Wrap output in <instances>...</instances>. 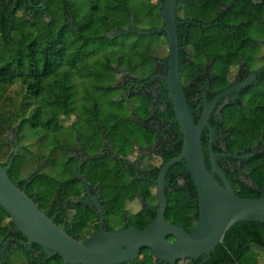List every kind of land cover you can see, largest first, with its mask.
Returning <instances> with one entry per match:
<instances>
[{"label": "trees", "instance_id": "1", "mask_svg": "<svg viewBox=\"0 0 264 264\" xmlns=\"http://www.w3.org/2000/svg\"><path fill=\"white\" fill-rule=\"evenodd\" d=\"M164 1L0 0V164L8 166L11 159L7 169L10 180L75 240L86 239L92 228V234L97 231L95 211L82 201L75 202L83 191L80 189L81 179L74 171L78 162L70 155L74 143L70 141L72 139L59 135L61 118L69 117L75 100L79 101L75 79L85 78L87 84L83 89L88 98H94L97 82L105 83L104 90L118 92L119 97L127 85L121 86L118 77L121 73L129 75L137 84L128 99H110V103L127 104V110L120 116L121 126L119 119L109 126V136L115 138L119 127L123 134L127 128L131 136L124 137H130V140L123 139L119 151L124 159L132 154L134 147L140 150L153 148L150 156L141 158V165L149 159H159V164L154 163L148 174L143 175L140 171V177L125 163L108 165L105 157L100 155L83 162L80 175L100 189L106 219L123 215L125 210L119 211L138 195L150 206L128 215L129 223L124 227L145 230L156 216L158 200L153 186L160 167L180 154L182 138L166 84L160 78L148 82L156 74L167 73L168 52H163L165 47L168 50L165 33L139 35L130 30L131 22L137 29L141 18L153 15L156 20L151 27L142 30L161 27L159 6ZM251 10L256 11L252 13ZM176 16L180 83L196 123L203 102L201 95L211 101L231 87L239 62L250 66L243 57L247 53L251 55L258 46L264 47V41L254 38L259 34L264 37V0H176ZM154 38L159 40L154 41ZM118 39L128 40V43L121 45ZM259 65L260 68L264 66V55ZM98 67L109 74L107 80L100 78ZM155 83L162 85L157 95L160 106H164L163 111L153 103L149 97L151 93L145 92ZM16 85L23 90L25 99L15 108L8 109L4 101H9L7 92ZM223 100L217 103L215 110ZM220 115L221 119L212 112L208 120L216 138L211 145L212 153L227 154V159L234 165L233 168L220 167L237 196H264V72L240 90L237 103L224 105ZM106 119H102L103 128H107ZM141 119L154 120L156 127L150 130L142 126ZM24 126H29L34 133H38L37 129L45 133L36 139L39 143L46 134L52 136L49 153L53 155L58 150L61 157L35 158L34 162L43 161V167L48 168L60 160L63 175L34 171L25 176L22 173V167L28 161L24 157L32 152L33 144L19 146L14 154L5 134L14 129L19 141ZM207 131L208 128H204L201 143L209 170ZM164 183L165 220L190 233L198 214V204L184 162L168 169ZM6 235L23 239L0 207V239ZM32 246L45 257L38 245ZM253 246L264 250V224H236L210 254L207 264H254L247 259L248 255L256 254ZM142 251L143 259L135 264H154L150 251ZM61 263L58 255L40 262Z\"/></svg>", "mask_w": 264, "mask_h": 264}, {"label": "water", "instance_id": "2", "mask_svg": "<svg viewBox=\"0 0 264 264\" xmlns=\"http://www.w3.org/2000/svg\"><path fill=\"white\" fill-rule=\"evenodd\" d=\"M159 8L161 27L143 31L136 29L131 22L130 28L139 35L165 33L168 45L167 73L152 76L148 82L159 77L166 84L182 138L180 154L160 167L156 182L158 204L155 219L145 230L129 227L105 231L103 215L99 211V232L84 240H75L40 211L34 200L10 180L7 175L10 159L8 166L3 167L0 164V207L7 214L9 222L15 226V230L25 239V242H20L22 246L30 247L36 244L45 257L58 255L62 259V264L131 263L145 248L150 251L155 261L175 264L179 260L209 256L216 246L223 242L227 231L236 224L243 222L264 224V196L257 198L237 196L226 175L217 165L215 161L217 155L213 154L211 149L210 169H207L201 143L205 127L212 135L208 119L218 101L238 92L255 80L264 72V66L251 73L237 86L220 92L211 101L205 100L200 117L195 123L180 83L176 0H165ZM17 150L15 147L14 154ZM180 162H184L197 194L198 216L190 233L168 223L164 217L167 206L164 177L172 165ZM168 237L173 238L172 242L167 240Z\"/></svg>", "mask_w": 264, "mask_h": 264}, {"label": "flooded vegetation", "instance_id": "3", "mask_svg": "<svg viewBox=\"0 0 264 264\" xmlns=\"http://www.w3.org/2000/svg\"><path fill=\"white\" fill-rule=\"evenodd\" d=\"M259 68H260V65L258 67H252L251 65L250 66H245V64H243V62L240 61L239 65H238V69H237V71L235 72V74L233 75V77L231 79V84H232L231 87H235L238 84H240L241 82H243L251 73L254 72V70L256 71ZM122 74L125 75L124 76L125 78H124L123 81H121V79H120L121 86H124L126 84L127 88L121 90L119 98L120 99H126V98L128 99V96H129L130 92L133 89L135 90V87H136L137 83L134 82V80L129 75H127L125 73H121L120 75H122ZM154 76H157V74L154 75ZM156 78H159V77H155L153 80H155ZM153 80H151V81H153ZM161 87H162L161 84L155 83L151 88L146 89L145 92H150L151 93L149 95V97L151 98L153 103L155 105H159L160 110L163 111L164 106L163 105L160 106V104L158 102V97L159 96L157 95L158 92H161ZM240 90L238 92L231 93V94L223 97L224 100H223L222 104L216 110H215V107H216L217 104L215 105V107L213 108L212 112H214L216 115H218L219 119H221L220 109L224 105L229 104L230 102L231 103H237L238 102V97H239ZM124 94H125V96H123ZM201 96H202V99H203L202 106H201V111H202V109L204 107V104H205V98H204V94H202ZM77 108H78V103L75 100V103L73 104L72 110H71V112L69 114L70 120L73 123H78L80 121L79 120V116L80 115L83 116V114H84V112L83 113H77ZM93 108H94V110L97 113V108L96 107H93ZM84 111H86L87 118H89L90 117L89 107H86ZM151 112L153 114V110L152 109H151ZM200 114H201V112H200ZM210 115H209V117H210ZM199 117H200V115H199ZM139 122L142 124V126H146L150 130L156 127L154 120L145 121V120L141 119V120H139ZM95 123H97V122H95ZM102 123L100 122L99 124H95V126L93 127L95 129V132L90 134L89 138L86 137L87 141H89V142H88V145L85 144V146L83 145L82 142H80L79 136L76 135L77 131H75L74 132L75 135L73 136V141H74L73 142L74 146L72 148L73 151L70 154L78 162V164L74 168L75 169L74 171H75V176L81 179L80 189L83 191L82 196L78 200H76L75 202L82 201L85 204V206H87L90 209H93L95 211V214L97 215V218L96 217L94 218V222H95V224L97 226V231H96V233L92 234V232H94V228H92L91 231H90L91 234L87 235L86 238L87 237H91V236H95L99 232V226H98L99 211H101L102 215H103V219H104L103 227H104V230L105 231H111V230H115V229L111 226V225H113L112 221L114 219H112V218L106 219V216H105L104 211L102 209L104 203H103V200L101 199V191H100V189L97 188V186L92 185V183L90 181L86 180L85 178L81 177V175H80V171L79 170H80V167L83 164V162H85L90 157L100 155V156L105 157V160H106L105 162H107L108 165H114V164L118 165V164H121L123 162V163L126 164L127 168L128 167L134 168V170L137 173L138 177H140V174H139L140 171L143 172V175H146V174H148V172L150 170L149 168H151L152 166L155 165L153 163V161H150V159L147 160V161H144L145 164L141 165V160H142L141 158H147L148 156H150V151L153 150L152 147H150L149 149L146 147L145 150L144 149L140 150L139 148L134 147L132 154L128 158L124 159L123 156L121 155V153H119V151L122 149V141H123V139H121V138L115 139V138L109 136L108 128H106V127L103 128V124ZM207 137H208V143H207L208 144L207 145L208 146L207 147L208 159H207V161H208V164H209V167H210L209 151L211 149L212 142L216 139L215 135H214V131H212V135H211V133L208 130L207 131ZM115 142L118 144V147H119L118 151L114 150L113 147H112V145H114ZM96 149H98V151L94 152ZM90 150L91 151L93 150L94 153L91 154V153L87 152V151H90ZM140 153H141V155H140ZM216 155L217 156H216L215 161H216V163H217V165L219 167L222 166V165L223 166L227 165L228 167H231V168L234 167V165L231 163V161L229 159H227V154L223 153V154H216ZM152 157H154V156H152ZM220 169H221V167H220ZM156 182H157V180L155 181V184L153 186V188H154L153 191L155 192V194H156ZM163 185H164V190H165V183L164 182H163ZM156 196H157V194H156ZM134 199H137L138 201L140 200L138 195H136V197ZM142 202H143V206L141 208H144L146 206H150L149 203H147V202H145L143 200H142ZM128 203L129 202H127L126 205ZM157 204H158V201H157ZM140 206H141V204H140ZM197 216H198V214H197ZM197 216L193 220V229H194V225H195V221L197 219ZM128 223H129L128 215L123 213L122 224H121L120 227L121 228L132 227V226L124 227V225L128 224ZM109 225H110L111 229L108 228ZM91 226L93 227V225H91ZM177 226L182 228L180 225H177ZM116 230H118V229H116ZM185 232L189 233L188 231H185ZM14 233H15V231H14ZM82 240H84V239H82ZM167 240L169 242H172L173 238L172 237H168ZM20 242H25V239L24 238L23 239H19L15 235H6V236H3L0 239V246L2 247V249H1L2 254H0V264H4V263L7 262L8 256L11 253L12 249H16V250L21 251L24 254L25 258H26L27 264H40V262H42V260L47 259V257H43L40 252H36V250L33 249V246H32L33 244L30 247L29 246H22L20 244ZM145 249H147V248H145ZM142 250H144V249H142ZM142 250L139 252L138 257H137V259L135 261H133L131 263H126V264H135L136 262L142 260L143 259V255H142L143 251ZM209 260H210V255L207 256V257H199V258L193 259V260H179V261H176L175 264H207L209 262ZM154 264H168V263L154 260Z\"/></svg>", "mask_w": 264, "mask_h": 264}, {"label": "rangeland", "instance_id": "4", "mask_svg": "<svg viewBox=\"0 0 264 264\" xmlns=\"http://www.w3.org/2000/svg\"><path fill=\"white\" fill-rule=\"evenodd\" d=\"M153 1H157L158 0H153ZM256 10H251L252 13H254ZM156 20V16H147V17H143L141 18V21L137 24V29H147L149 27H151L150 25L152 24L153 21ZM254 38L261 42L264 41V37H262L261 34L259 35H254ZM118 43H120L121 45L127 44L128 40L124 41L121 39H118ZM133 40V38L130 39V41ZM159 40V38H154V41ZM163 52H167V48L165 47L163 49ZM264 55V47L262 46H258L255 51L250 55L249 53H247L243 59L244 61L249 62V64L252 67H258L259 63L262 60V56ZM164 56V54L162 55ZM160 57V56H158ZM98 61V60H97ZM97 61H93V62H97ZM91 61V63H93ZM99 65H102V62L99 63ZM99 70V75L100 78H104L105 80H107L109 78V74L107 75L106 72H104L100 67H98ZM125 75L122 74L118 77V80L123 81ZM80 79V78H79ZM85 78L83 77L81 80H76V84H77V92L80 94L79 95V101H78V108H77V113H83V116L80 115L79 116V122L78 123H73L69 117L65 118H61V116H59V118H61L59 125H62L61 131L59 132V135H64L65 137L72 139L73 140V136L75 135V131H77L76 135L79 136L80 138V142L83 143V145L85 146L88 145L87 138H89V135L95 132V129L93 128L95 126V124H99L100 122L102 123V119L103 117H107L106 119V126L108 128V132L111 131V129L109 128L110 125H112L115 122V119H119L120 120V126L122 124L121 121V117L123 114H126V110H127V104L125 103H121V104H114V103H110V99L112 98L111 101H116V100H120L118 96V92H107L104 90L103 86L105 85V83L101 84L100 82L96 83V88H95V95H92L94 98H88L86 95V93L84 92V89L86 87V80H84ZM84 80V81H82ZM99 85V89H97ZM100 87L102 89H100ZM120 96V94H119ZM125 96V94L123 95ZM7 97H9V101H4V106L6 105L8 107V109L15 108L21 101H23L24 98V94H23V90L20 88V86L16 85L14 86L12 89H9V91L7 92ZM116 97V98H115ZM114 98V99H113ZM133 101V100H132ZM89 107L90 110V117L87 118V114L85 108ZM93 107L97 108V113L94 110ZM31 108V107H30ZM111 114H116V116ZM110 115V117H109ZM97 122V123H95ZM130 127V126H128ZM131 128V127H130ZM133 130V128H131ZM38 133H34V131L29 127V126H24V128L20 131L19 133V141H17L16 138V134L14 129L7 131V133L5 134L8 142H10L13 146V151L15 149V147L18 148V150L20 149L19 146L23 147L24 145H32L31 146V151L32 152H28L27 155L24 157L27 158V162H25L26 164L22 167V173L25 174H29L32 173L34 171H39L40 173H50L52 175H56V176H60L63 175L62 173V165L60 160L55 163L54 166L52 167H43V161L39 162V163H35L34 159L37 158H41V159H47L48 157L54 158L58 156L57 159H59L60 153L57 150V152L53 155H51L49 153L50 147H51V140H52V136L48 135V136H44L43 140L39 143L37 142L36 139L40 138L39 136H42L43 134H45L44 132H40L39 129L36 130ZM70 132V133H69ZM40 133V134H39ZM115 135V139L121 138V139H129L130 137H124L125 136H131L130 132H128L127 128L124 130V134L123 131L120 130L119 127V131L117 130V132L114 134ZM87 137V138H86ZM86 140H85V139ZM70 140L71 142H74ZM113 149L118 151L119 147L118 144L115 142L114 145H112ZM17 150V152H18ZM23 151V149H22ZM98 151V149H96L94 152ZM88 153H94L93 150L91 151H87ZM141 155V153H140ZM153 163H157L159 164V159L158 158H153L152 159ZM90 167V165L88 166V168ZM131 201V200H130ZM141 204V206H140ZM143 206V202L140 199L139 201L137 199H133L131 202H129L127 205H125L124 208H122L119 212H124L125 210V214L127 215H132V214H136L141 207ZM122 218L123 215L118 216L117 218H114V220L112 221L111 225L115 230L116 229H120L121 224H122ZM118 221V222H117ZM84 235V232H81ZM83 237V236H82ZM2 247L0 246V254H2L1 251ZM252 249L255 250L256 254L251 255L247 257L249 263H254V264H261L262 262H264V250L257 248V247H252ZM6 264H27L26 258L24 256V254L16 249H12L11 253L8 256L7 262Z\"/></svg>", "mask_w": 264, "mask_h": 264}]
</instances>
